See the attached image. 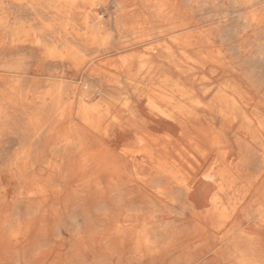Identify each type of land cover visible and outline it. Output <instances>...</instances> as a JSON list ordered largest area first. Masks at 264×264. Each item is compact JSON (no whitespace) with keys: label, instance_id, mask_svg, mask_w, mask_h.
<instances>
[{"label":"bare ground","instance_id":"bare-ground-1","mask_svg":"<svg viewBox=\"0 0 264 264\" xmlns=\"http://www.w3.org/2000/svg\"><path fill=\"white\" fill-rule=\"evenodd\" d=\"M148 118L197 122V159L113 142ZM208 169L241 187L226 233L240 201L258 224L234 261L264 264V0H0V264H197L175 190ZM150 189L164 229L139 219Z\"/></svg>","mask_w":264,"mask_h":264},{"label":"crops","instance_id":"crops-1","mask_svg":"<svg viewBox=\"0 0 264 264\" xmlns=\"http://www.w3.org/2000/svg\"><path fill=\"white\" fill-rule=\"evenodd\" d=\"M152 93L154 92L150 89L149 94ZM173 94L176 95V92ZM188 98L184 103L188 104ZM173 104H176V102H173ZM110 130L111 132H116L113 136L117 138L113 142L136 144L145 148L150 147L155 158H166L168 157L167 153H171L170 150L162 148V143L168 142L166 137L171 139L169 142L177 144L176 154L178 153L181 157L186 158L189 155L190 158L197 159L198 157V149L194 148L192 144L197 143L198 145L199 143L200 126L193 120L186 119L182 121L176 119L174 121H164L161 118H148L142 123H112ZM186 133H190L191 136L196 138L189 139ZM174 157L178 158V155H174ZM215 171L214 169H208L212 182L207 183L206 190L199 183L192 184L191 197L189 199L184 198L183 190L176 188L174 218L177 221L180 220V224H182L179 236L181 239H186L188 228L186 219L188 216L186 211L183 210V206L185 203L190 202L195 209L197 217L191 221L189 227L192 233L191 237L186 241L189 242L188 251L196 252L197 264H238L233 258L240 255L247 248L239 233L243 231L245 234L255 238L259 233L258 224L253 220H246V200L240 201L233 216V220L239 224V227L231 233H226L230 226L228 217L234 200L232 196H234L236 191L241 190V187L239 184L231 187L221 180L219 171ZM157 190H149V198L142 205L143 210L139 214V219L147 222L152 217L156 221L155 223L159 224L161 229H164L166 228L165 223L172 215H167L161 211V206H164L166 199L158 196ZM224 200H227L228 204H225ZM141 229V225H138L137 230H140L138 235L145 236L148 231H141ZM151 232L153 231L150 230ZM155 233L158 235L161 231H155Z\"/></svg>","mask_w":264,"mask_h":264},{"label":"rangeland","instance_id":"rangeland-1","mask_svg":"<svg viewBox=\"0 0 264 264\" xmlns=\"http://www.w3.org/2000/svg\"><path fill=\"white\" fill-rule=\"evenodd\" d=\"M173 161L174 160H172V164H173ZM180 162H182V167L180 165L178 167H175L174 165H171V168L174 169L173 168V166H174L175 170H177V175L175 177L178 176V179L180 181L184 180L185 182H187L190 179V172L192 170H194V163L191 161V159H188V160L187 159H182V160H180ZM253 200H258V187H257V190L255 192V196L253 197ZM224 203L228 204V201L224 200Z\"/></svg>","mask_w":264,"mask_h":264}]
</instances>
